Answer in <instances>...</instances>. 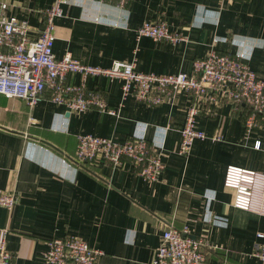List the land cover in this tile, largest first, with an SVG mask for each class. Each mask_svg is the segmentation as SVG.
Here are the masks:
<instances>
[{
	"label": "crops",
	"instance_id": "crops-1",
	"mask_svg": "<svg viewBox=\"0 0 264 264\" xmlns=\"http://www.w3.org/2000/svg\"><path fill=\"white\" fill-rule=\"evenodd\" d=\"M52 2L0 0L8 17L27 22L31 38L43 28V11ZM115 5L68 0L64 17L54 20V56L69 53L103 69L135 60L139 73L175 75L191 74L192 63L214 49L245 54L244 64L264 79V0ZM158 19L185 41L136 39L143 23ZM69 81L78 84L80 78ZM121 85L105 78L86 82V90L104 98L117 117L97 110L75 114L51 103L48 94L32 107L0 95V193L17 200L11 213L0 207V231H6L12 264H46V241L65 236L102 252L97 264H151L169 227H185L203 240L208 264H261L253 254L264 245V217L234 208V193L223 182L228 167L264 174V122L247 130L246 108L227 102L201 106L196 126L207 138L180 156L176 149L192 98L181 92L171 102L147 106L122 99ZM136 132L162 154L164 167L155 183L140 178L129 162L80 167L66 160L74 155L78 135L123 143Z\"/></svg>",
	"mask_w": 264,
	"mask_h": 264
},
{
	"label": "built area",
	"instance_id": "built-area-1",
	"mask_svg": "<svg viewBox=\"0 0 264 264\" xmlns=\"http://www.w3.org/2000/svg\"><path fill=\"white\" fill-rule=\"evenodd\" d=\"M110 1L122 8L130 0ZM68 0H53L43 11L45 23L36 38L28 36L26 21L6 15L7 4H0V95L8 99H20L32 107L48 94L51 103L65 107L69 112L83 114L97 110L110 116L118 115L109 109L104 98L86 90L88 79L105 78L121 82L122 99L133 97L147 106L171 102L184 92L193 105L186 110L185 123L180 130L176 149L180 156H187L193 143L207 136L197 129L196 117L201 106L227 102L248 110L245 128L258 127L264 122V79L244 64L245 54H221L211 49L205 58L192 63L191 74H144L135 70V60L114 62L110 68L89 66L77 61L69 53L57 59L53 54L55 41L54 20L64 17L63 7ZM136 39L148 38L154 42L172 45L185 41L182 34L170 31L168 24L158 19L143 23L135 31ZM80 78L78 84L69 81L70 76ZM218 139V137H215ZM259 145H256L258 148ZM80 167L104 162L121 167L126 162L134 172L148 183H155L163 170L159 148L149 145L144 136L135 133L123 143L113 140L78 135L74 155L66 157ZM63 162H66L63 159ZM223 186L234 191L232 206L264 217V174L235 167H228ZM14 194L0 193V207L11 213L15 204ZM6 231H0V264H12L5 244ZM263 238L262 234L257 235ZM43 253L46 264H97L102 252L75 236L46 241ZM203 240L192 238L187 228L166 229L160 239L151 264H208ZM264 264V245L253 254Z\"/></svg>",
	"mask_w": 264,
	"mask_h": 264
},
{
	"label": "rangeland",
	"instance_id": "rangeland-1",
	"mask_svg": "<svg viewBox=\"0 0 264 264\" xmlns=\"http://www.w3.org/2000/svg\"><path fill=\"white\" fill-rule=\"evenodd\" d=\"M233 191V190H232ZM233 193H234V191H233Z\"/></svg>",
	"mask_w": 264,
	"mask_h": 264
}]
</instances>
